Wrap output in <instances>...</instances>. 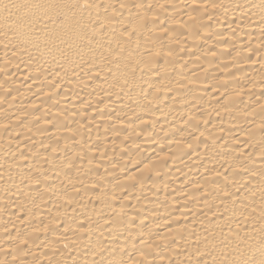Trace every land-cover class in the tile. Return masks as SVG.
<instances>
[{
	"label": "bare ground",
	"instance_id": "1",
	"mask_svg": "<svg viewBox=\"0 0 264 264\" xmlns=\"http://www.w3.org/2000/svg\"><path fill=\"white\" fill-rule=\"evenodd\" d=\"M0 264H264V0H0Z\"/></svg>",
	"mask_w": 264,
	"mask_h": 264
}]
</instances>
